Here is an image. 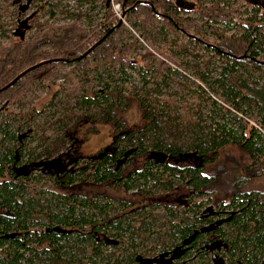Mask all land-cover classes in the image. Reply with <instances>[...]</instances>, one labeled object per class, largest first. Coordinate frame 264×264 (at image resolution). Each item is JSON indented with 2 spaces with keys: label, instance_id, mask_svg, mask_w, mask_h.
<instances>
[{
  "label": "trees",
  "instance_id": "obj_1",
  "mask_svg": "<svg viewBox=\"0 0 264 264\" xmlns=\"http://www.w3.org/2000/svg\"><path fill=\"white\" fill-rule=\"evenodd\" d=\"M246 2L239 12L230 0H100L102 12L93 26H79L87 11L72 12L68 24H43L36 39L17 32L18 40L0 45V88L24 69L56 59L0 92V264H137V256L171 253L177 254L173 264L196 258L206 264L210 254V264H264V190L247 185L264 177V87L246 88L242 94L235 85L242 74L264 78V6L260 0ZM113 4L120 8L119 23ZM34 16L18 28H30ZM127 24L147 39V31L159 29L184 43L158 59L148 50L140 53V42ZM190 29H202L204 37ZM194 43L209 53L199 83L190 89L199 102H210L207 117L185 105L186 112L179 111L172 97L161 96V85L184 65L177 55L189 54L188 45ZM215 60L221 62L213 81L222 88L220 101L205 96L202 87L208 85L206 71ZM62 65L68 66L63 73L58 69ZM132 73L139 84L132 82ZM234 75L238 79L232 81ZM45 79L55 89L38 108L24 117L8 110L7 105L22 101L31 84L44 86ZM127 95L140 108L142 123L136 128H126L116 118ZM253 107L258 119L249 125L246 116ZM96 123L112 124L111 141L91 156L79 155L72 171L53 174L35 166L57 158L69 131ZM32 140L37 143L30 147ZM228 146L239 151V159L245 155L250 160L243 176L236 173L238 160L224 155ZM136 160L139 167L124 173ZM226 160L236 165L227 170ZM21 166H27L25 173L15 171ZM222 172L230 177L224 182ZM46 179L60 190L46 187ZM82 185L122 188L144 197L177 188L188 192L185 205L180 198L177 205L150 201L134 206L124 200L114 204L98 193L80 195L76 189ZM207 206L228 211L209 239L207 220L201 218ZM216 241L219 251L209 244Z\"/></svg>",
  "mask_w": 264,
  "mask_h": 264
},
{
  "label": "rangeland",
  "instance_id": "obj_2",
  "mask_svg": "<svg viewBox=\"0 0 264 264\" xmlns=\"http://www.w3.org/2000/svg\"><path fill=\"white\" fill-rule=\"evenodd\" d=\"M92 1L93 0H0V45L7 47L9 45V40H18V38L14 35L17 32L22 34L24 36V39H36L38 38L40 33L44 31V28L41 27L43 24H46V26L68 24L72 19V17L69 16L72 12L76 13L79 11H87L88 14L86 18L79 23V26L81 28L93 26L100 19V14L102 10L99 7L100 0H94L93 3ZM230 1L232 2V8L233 6L238 8L239 12H241V9H243L242 5L247 3L246 0ZM92 4H94V7L92 6ZM247 6L249 7V5ZM113 9L115 16L121 17L120 8L118 6L116 7V4H113ZM50 12H53L52 15ZM34 13V18L27 23V26L28 24H30V28H28L27 30H25V28L22 29L21 27L18 28L17 24L20 21L21 23L23 21L25 22L26 19L30 17L32 18ZM191 14L194 15V13ZM234 17L235 20L238 21V16ZM36 29H40V31L36 32ZM126 30L138 38L140 42V47L138 50L140 51V53H143L145 50H148L154 53L155 58L158 59H163V56L165 54H169L170 51H179V44L184 43V39H175L173 33H166L159 29L147 31V34L149 35L148 39L140 33L141 31L139 29L131 30L129 24L126 25ZM189 32H191L190 34H194L198 38H201V36L204 37V32L202 31V29H198V31H192L190 29ZM188 49L190 50L189 54L180 52L177 55L176 61L184 65L180 66V68L178 69L180 73L179 75H174L172 77V80L166 79L161 85V96L164 98L172 97L175 100L174 106L179 111H185L183 108V106L185 105L186 107H191V112H197L201 116L207 117L211 113L210 102H199L194 96H192L190 89L192 88V83H199V80L197 79L198 72L203 67V63L208 59L209 53L203 49L202 43L190 44L188 45ZM135 59H137L139 62H143L139 55H137ZM144 61L146 62L148 61V59H144ZM220 65L221 62L219 60H215V62L210 67H208L206 71L208 75V85L202 84V87L205 91V96L212 97L213 99H216L218 101L222 100L217 99L220 96L222 88L213 81L219 76L218 71ZM170 66L173 69L175 68V65H173V63H171ZM58 69L60 72L63 73L68 69V66L62 65L58 67ZM241 76V79L239 78L240 81H236L235 85L241 90L240 92L242 94L246 93V88L259 89L264 87V78L257 79V75L248 76L247 74H242ZM132 77V82L139 84V82H137L138 78L134 73H132ZM236 78L238 79V77L234 75L233 77H231V80L234 81ZM159 80L160 79H158L157 81ZM60 81L61 78L56 79V83ZM50 82V80L45 79L44 86H38V83L36 82L31 84L30 89L26 90L22 101L7 105L8 110H13L17 114H19L20 117H24L26 114L29 113L30 109L33 108V106L38 108L37 106L39 104H42L43 101H46L55 89L54 87L50 86ZM228 83L229 82H225V84ZM182 84H184L188 88L184 87V85ZM241 84H243L245 88H243ZM124 85L130 87L129 82H126ZM224 106H228V104H224ZM244 107L245 105H243V108ZM231 113L235 114L234 111H231ZM236 116H241V113L237 112ZM256 116H258V110L256 107H253L251 109V112L248 113V116H246L250 121L249 125H256L258 119V117ZM116 118L119 120L120 124L126 128H136L141 125L142 122L140 108L138 106V103L132 96H126L123 105L119 108V111H117ZM47 134L48 133H46V135ZM112 135L113 127L110 123H96L94 125H89L88 127H79V131H77L75 134V137L79 139V155L91 156L95 154L99 149L110 143ZM39 142L41 141L39 140ZM35 143H37V141L32 140L28 143V146H34ZM40 148L41 147H37V150H41ZM224 155L226 156V158L238 160V162L236 163H238L237 165L239 167L237 168L236 173L237 175L243 176L245 174L243 170L244 165L250 164V160L242 154V158L239 159L240 153L233 146H228L224 148ZM236 163L235 161H227L225 163V165L228 166L227 170H229L232 165H236ZM139 165L140 162L137 160L134 162H130L125 166L123 172L126 173L131 169H136L139 167ZM225 174L224 172L220 173L223 182L230 178L228 172ZM45 184L46 187L51 188L52 181L46 179ZM247 185L249 188L252 189L264 190V177H255ZM220 187L217 186V189H219ZM51 189L56 190L57 192L60 190L57 187ZM76 191L83 196H93L98 193L108 198L114 204H116L117 200H124L135 204L134 206L147 204L150 201L160 202L162 201V196L164 200L174 199L175 201L177 198H181V194L186 195L188 192L185 189H178L170 192V194L168 195L156 194V192H154L155 194H153V196L144 197L141 196V194L134 193L133 191L125 192L122 188H113L108 187L106 185H82L81 187L77 188ZM185 198L187 197L185 196ZM134 206H132V208ZM119 214L120 212H118L116 215ZM108 250L111 249L108 248L107 251ZM211 259L212 254L207 255V259L205 260L206 264H210ZM184 264H199V260L196 258L192 261H187Z\"/></svg>",
  "mask_w": 264,
  "mask_h": 264
},
{
  "label": "flooded vegetation",
  "instance_id": "obj_3",
  "mask_svg": "<svg viewBox=\"0 0 264 264\" xmlns=\"http://www.w3.org/2000/svg\"><path fill=\"white\" fill-rule=\"evenodd\" d=\"M260 2L263 3L264 6V0H260ZM79 131V126L73 131L70 132V136L67 137L66 145L64 146L63 150L60 152V154L57 156V158H51L50 160L46 161L48 163L41 165L43 168V171L58 174L61 170L69 169L70 171L73 170V166H75L77 163H79V139L75 137L76 132ZM178 190V188L176 189ZM193 193V190L191 191ZM185 194H181L182 198V204L185 205ZM167 197V196H164ZM180 199L177 198L175 201L173 200H164L162 196V201L159 202L160 205L168 204V205H177L180 202ZM228 211L222 208H216L215 206H207L206 208H203L201 210V218L207 220V228L209 227L210 234L208 235V239L213 237V230L217 226H221L220 221L225 219L226 213ZM214 224V225H213ZM211 246H214L219 251V246L221 245L218 243V241L210 242ZM170 254H165V257H168ZM217 255V254H216ZM219 256V255H218ZM217 258V257H216ZM176 259H173L171 261V264L175 262ZM224 262V261H223ZM221 260H216L213 262V264H223Z\"/></svg>",
  "mask_w": 264,
  "mask_h": 264
},
{
  "label": "water",
  "instance_id": "obj_4",
  "mask_svg": "<svg viewBox=\"0 0 264 264\" xmlns=\"http://www.w3.org/2000/svg\"><path fill=\"white\" fill-rule=\"evenodd\" d=\"M120 20H121V18L119 19L118 23L120 22ZM103 38L104 37L100 38V40H98L92 46H90L85 52H83L80 56H78L77 59H79L82 56H85L95 45H97L100 41H102ZM53 61H56V59L46 60V61L40 62L38 64H35L33 66H30V67L24 69L18 75H16L12 80H10L7 84H5L3 87H1L0 92L5 90L10 85H12L18 78H20L23 74L30 71L31 69L39 66L40 64H44L47 62H53ZM48 162H39V163H36L35 166H41V165H44ZM26 167L27 166H21L19 168H16L15 171L17 173H25V170L27 169ZM176 257H177V254H175V253H171L168 257H165V254H161V255L153 256V257L137 256L136 261H137V264H171V261L173 259H175Z\"/></svg>",
  "mask_w": 264,
  "mask_h": 264
},
{
  "label": "built area",
  "instance_id": "obj_5",
  "mask_svg": "<svg viewBox=\"0 0 264 264\" xmlns=\"http://www.w3.org/2000/svg\"><path fill=\"white\" fill-rule=\"evenodd\" d=\"M118 5H116V7H117ZM120 18V17H119Z\"/></svg>",
  "mask_w": 264,
  "mask_h": 264
}]
</instances>
